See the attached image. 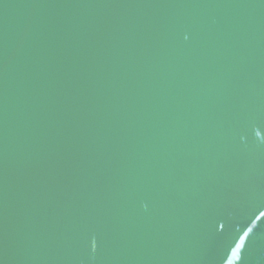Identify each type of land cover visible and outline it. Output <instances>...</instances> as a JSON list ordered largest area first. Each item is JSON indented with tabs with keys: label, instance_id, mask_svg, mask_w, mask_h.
<instances>
[{
	"label": "water",
	"instance_id": "95a60500",
	"mask_svg": "<svg viewBox=\"0 0 264 264\" xmlns=\"http://www.w3.org/2000/svg\"><path fill=\"white\" fill-rule=\"evenodd\" d=\"M0 264H264V0H0Z\"/></svg>",
	"mask_w": 264,
	"mask_h": 264
}]
</instances>
